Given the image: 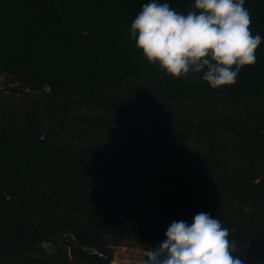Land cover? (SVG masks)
<instances>
[{
    "label": "trees",
    "instance_id": "16d2710c",
    "mask_svg": "<svg viewBox=\"0 0 264 264\" xmlns=\"http://www.w3.org/2000/svg\"><path fill=\"white\" fill-rule=\"evenodd\" d=\"M151 2L0 0V264H112L198 212L264 264V0L256 63L217 89L136 49Z\"/></svg>",
    "mask_w": 264,
    "mask_h": 264
},
{
    "label": "clouds",
    "instance_id": "9594fccd",
    "mask_svg": "<svg viewBox=\"0 0 264 264\" xmlns=\"http://www.w3.org/2000/svg\"><path fill=\"white\" fill-rule=\"evenodd\" d=\"M245 0H193L182 14L168 3L142 5L130 36L136 49L171 77L202 73L212 89L233 85L244 66L257 61L259 34L249 30ZM233 65L236 67L233 69ZM231 231L207 212L191 222L173 221L165 239L143 253L140 264H245Z\"/></svg>",
    "mask_w": 264,
    "mask_h": 264
},
{
    "label": "rangeland",
    "instance_id": "374dc122",
    "mask_svg": "<svg viewBox=\"0 0 264 264\" xmlns=\"http://www.w3.org/2000/svg\"><path fill=\"white\" fill-rule=\"evenodd\" d=\"M112 264H140L145 252L133 240H125L121 246L114 247Z\"/></svg>",
    "mask_w": 264,
    "mask_h": 264
}]
</instances>
